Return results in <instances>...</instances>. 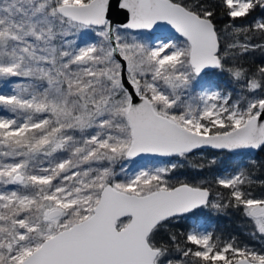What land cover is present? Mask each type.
Returning <instances> with one entry per match:
<instances>
[{"label": "snow or ice", "instance_id": "obj_1", "mask_svg": "<svg viewBox=\"0 0 264 264\" xmlns=\"http://www.w3.org/2000/svg\"><path fill=\"white\" fill-rule=\"evenodd\" d=\"M256 51L264 0H0V264H264Z\"/></svg>", "mask_w": 264, "mask_h": 264}, {"label": "trees", "instance_id": "obj_2", "mask_svg": "<svg viewBox=\"0 0 264 264\" xmlns=\"http://www.w3.org/2000/svg\"><path fill=\"white\" fill-rule=\"evenodd\" d=\"M262 61H264V53L256 51L254 53L249 54V56L244 61V66L254 68L255 64H259ZM210 158L211 157L208 155L207 151L192 155L190 159L185 161L184 168L180 172H178L177 175L182 177L198 176L211 178L212 173L215 171L218 165L214 166L213 169H209L206 167L202 171H195L192 167L201 163L206 164L207 160ZM255 178L258 181L264 180V170L259 171L256 174ZM252 190L257 196L264 195V188H262L259 183L253 185ZM241 219L242 218L237 213H230V215L228 216H217L215 219H212V222L214 223V229L212 231L216 232L217 234H222L224 236L235 235L241 241L255 244V242L250 241L248 235L246 234V226L241 223ZM187 223L189 224V222ZM181 227H187V224L181 225Z\"/></svg>", "mask_w": 264, "mask_h": 264}, {"label": "rangeland", "instance_id": "obj_3", "mask_svg": "<svg viewBox=\"0 0 264 264\" xmlns=\"http://www.w3.org/2000/svg\"><path fill=\"white\" fill-rule=\"evenodd\" d=\"M228 87L230 88V90L235 91V89L232 88L231 85H228ZM222 159V158H220ZM239 159V158H238ZM181 163L185 164V161H182ZM219 167V165L217 166V168ZM217 217V215L213 214V213H205L204 216H202L200 218L199 223L206 229L212 231L214 229V223L212 222V219H215ZM192 221H189V224H191ZM255 246L256 247H260L258 242H255Z\"/></svg>", "mask_w": 264, "mask_h": 264}]
</instances>
